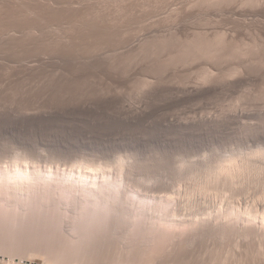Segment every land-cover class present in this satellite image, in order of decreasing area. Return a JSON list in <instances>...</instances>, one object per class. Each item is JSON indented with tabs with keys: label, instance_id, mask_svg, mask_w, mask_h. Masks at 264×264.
I'll return each instance as SVG.
<instances>
[{
	"label": "rangeland",
	"instance_id": "obj_1",
	"mask_svg": "<svg viewBox=\"0 0 264 264\" xmlns=\"http://www.w3.org/2000/svg\"><path fill=\"white\" fill-rule=\"evenodd\" d=\"M2 1L0 173H14L20 166L28 167L32 174L35 170L42 175L51 170L55 176L51 182L57 183L67 173L78 178L84 169L93 173L90 176H97L99 182L109 171L106 175L114 182L120 175L118 164L123 160V174L127 175L119 192L130 193L139 204L172 200L169 210H177L176 218L180 220L193 219V212L199 220L209 218L208 213L212 221L218 220L208 224L206 229L212 226L211 232L197 234L198 239V235L201 237L196 240L198 245L185 249L187 253L181 250L183 257L179 255L181 258L177 259L188 257L192 262H186L192 264L196 260L197 264H264V250L256 248L264 236V222L260 219L264 220V160L260 154L264 153V0ZM202 39L214 44L206 54L194 49L204 42ZM183 51L188 53L181 56ZM256 152L259 155L255 156ZM232 157L240 163L252 157L256 161L255 176L246 175L249 180L237 178L233 186L230 179L226 184L222 183L224 180L213 182L214 185L204 183L207 172ZM96 168H103V172L97 170L96 175ZM2 197L1 200L6 199ZM232 208L237 211L232 213ZM246 209L261 214L257 215L259 224L251 222L248 226L250 220L243 216ZM218 216L226 224L222 219L220 223ZM39 218L34 219L37 222ZM227 218H233L235 221H230L234 223L228 219L227 224ZM41 219L38 224L35 222L37 226L34 220L28 221V225L35 226L30 225L29 231L21 229L18 234L20 229L14 230V236L19 237H13L9 244H16L9 246L6 240L9 248L13 246L19 257L31 264H43V257L35 255L34 249L45 254L46 260L59 264L64 260L68 264L143 263L141 257L145 255L137 247L128 253L118 242H92L88 246L79 235L76 242L74 233H78L72 231L69 220L61 226L65 230L69 226L73 244L70 241L67 245L75 250L68 252L63 245L64 250L60 251L64 254L66 249L68 255L63 259L62 252H57L58 239L49 236L62 227H54L50 217ZM48 221L51 226H47ZM243 221L249 223L246 222L247 227ZM218 223L224 228L216 226ZM235 223L241 225L239 229L235 226L236 231L232 228ZM247 228L249 232L245 231ZM25 231L32 232L33 237ZM18 238L22 241L19 244ZM2 240L0 247L5 245ZM18 254L14 256L17 264ZM4 261L0 258V264H10ZM148 261L145 256L144 262Z\"/></svg>",
	"mask_w": 264,
	"mask_h": 264
},
{
	"label": "bare ground",
	"instance_id": "obj_2",
	"mask_svg": "<svg viewBox=\"0 0 264 264\" xmlns=\"http://www.w3.org/2000/svg\"><path fill=\"white\" fill-rule=\"evenodd\" d=\"M19 1V0H17ZM25 1V0H24ZM37 1V0H36ZM51 1V0H50ZM69 1V0H68ZM204 1V0H203ZM225 1V0H224ZM241 1V0H240ZM4 2V0L2 1ZM14 2V1H13ZM16 2V1H15ZM53 2V0H52ZM51 2V3H52ZM76 2V1H75ZM211 2V1H210ZM220 2V1H219ZM230 2V1H229ZM242 2V1H241ZM248 2V1H247ZM11 3V2H10ZM67 3V2H66ZM79 3V2H78ZM118 3V2H117ZM245 3V2H244ZM21 4V3H20ZM73 4V3H72ZM199 4V3H198ZM223 4V3H222ZM10 5V4H9ZM58 5V4H57ZM196 5V4H195ZM220 5V4H219ZM229 5V4H228ZM231 5V4H230ZM253 5V3H252ZM73 6V5H72ZM206 6V5H204ZM241 6V5H240ZM257 6V5H256ZM5 7V6H4ZM34 7V6H33ZM214 7V6H213ZM220 7V6H219ZM6 8V7H5ZM58 8V7H57ZM78 8V7H76ZM24 9V8H23ZM33 9V8H32ZM66 9V8H65ZM248 9V8H247ZM55 10V9H54ZM261 11V10H260ZM91 24V23H90ZM220 34V33H219ZM219 36V35H218ZM224 36V35H223ZM199 38V37H198ZM222 38V37H221ZM62 39V38H61ZM158 39V38H157ZM185 39V38H184ZM191 39V38H190ZM226 38H223L222 40H224ZM173 40V39H172ZM182 40V39H180ZM187 40V39H186ZM203 40V39H202ZM210 40V39H209ZM212 40V39H211ZM214 40V39H213ZM259 40V39H258ZM63 41V40H62ZM162 41V40H161ZM194 41V40H193ZM191 40V43L193 42ZM196 41V40H195ZM204 42H200L198 44H196V46L194 47V49L196 48V50L200 51V52H203V53H208L212 50V47L214 46V44H211L212 42H209V41H206L203 40ZM216 41V40H215ZM217 41H221V40H217ZM152 42V41H151ZM155 42V41H154ZM153 42V43H154ZM175 42V41H174ZM182 42V41H181ZM230 42V41H229ZM228 42V43H229ZM160 43V42H159ZM168 43V41H167ZM190 43V42H189ZM197 43V42H196ZM220 44L222 43L219 42ZM194 44V43H193ZM217 44V43H216ZM226 44V43H224ZM233 44V43H232ZM262 44V43H261ZM150 45V44H149ZM148 45V46H149ZM159 45V44H158ZM184 45V44H183ZM219 45V44H218ZM254 45V44H253ZM151 46H154L151 44ZM165 46V45H164ZM174 46V45H173ZM222 46V45H221ZM225 46V45H223ZM222 46V47H223ZM230 46V45H229ZM228 46V47H229ZM232 46V45H231ZM230 46V47H231ZM143 47V46H142ZM186 47V46H185ZM216 47V45H215ZM214 47V48H215ZM227 47V46H226ZM169 48V47H168ZM184 48V47H183ZM182 48V50H183ZM192 48V47H191ZM213 48V49H214ZM256 48V47H255ZM263 48V47H262ZM158 49V48H157ZM193 49V48H192ZM216 49V48H215ZM231 49V48H230ZM181 50V51H182ZM190 50V49H189ZM220 50V49H219ZM226 50V49H225ZM225 50L223 52H225ZM232 50V49H231ZM159 51V50H158ZM168 51V50H167ZM172 51V50H171ZM180 51V50H178ZM188 51V50H187ZM187 51H183L181 52V56H182V53H186ZM214 51V50H213ZM240 51V50H239ZM241 51H243L241 49ZM190 52V51H189ZM193 52V51H192ZM197 52V51H196ZM195 52V53H196ZM217 52V51H216ZM235 52V51H233ZM147 53V52H146ZM168 53V52H167ZM188 53V52H187ZM199 53V52H197ZM212 53V52H211ZM220 53V52H219ZM247 53V52H246ZM158 54V53H157ZM176 54V53H175ZM191 54V52H190ZM188 54V56L190 55ZM210 54V53H209ZM214 54V53H213ZM226 54V53H225ZM230 54V53H229ZM228 54V55H229ZM155 55V54H154ZM166 55V54H165ZM196 55V54H195ZM198 55V54H197ZM216 55V54H215ZM220 55V54H219ZM258 55V54H257ZM191 56V55H190ZM189 56V57H190ZM193 56V54H192ZM202 56V55H201ZM205 56V55H204ZM195 57V56H193ZM203 57V56H202ZM218 57V56H217ZM245 57V56H244ZM48 58V57H47ZM230 58V57H229ZM257 58V57H256ZM261 58V57H260ZM183 59V57H181V60ZM186 59V58H185ZM199 59V58H198ZM201 59V58H200ZM224 59V58H223ZM247 59V58H246ZM151 60V59H150ZM162 60V59H161ZM171 60V59H170ZM191 61V60H190ZM201 61V60H200ZM208 61V60H207ZM210 61V59H209ZM261 61V60H260ZM178 62V61H177ZM215 62V61H214ZM154 63V62H153ZM191 64V63H190ZM249 64V63H248ZM212 65V64H211ZM169 66V65H168ZM188 67V66H187ZM248 67V66H247ZM154 68V67H153ZM158 68V67H157ZM242 68V67H241ZM155 69V68H154ZM175 69V68H174ZM260 69V68H259ZM172 70V69H171ZM242 70V69H241ZM255 70V69H254ZM164 71V70H163ZM263 72V71H262ZM237 73V72H236ZM203 75V74H202ZM207 75V74H206ZM211 75V74H210ZM208 76V75H207ZM227 76V75H226ZM205 77V76H204ZM201 79V78H200ZM203 79V78H202ZM141 84V83H140ZM149 86V85H148ZM198 88V87H197ZM155 91V90H154ZM186 91V90H185ZM192 95V94H191ZM260 153V151H258ZM258 152H256V155H259L257 154ZM262 152V151H261ZM243 153V152H242ZM252 154V155H253ZM261 155H263V159L264 160V153H260ZM233 155V154H232ZM239 155V154H238ZM244 155V154H243ZM250 155V156H252ZM222 156V155H221ZM212 157V156H211ZM249 157V156H248ZM250 158V157H249ZM254 158V156H253ZM260 158V157H258ZM256 159V157H255ZM217 160V159H216ZM219 160V159H218ZM217 160V161H218ZM222 160V158H221ZM258 160V159H257ZM215 161V160H214ZM220 161V160H219ZM223 161V160H222ZM221 161V162H222ZM226 161V162H225ZM242 161V160H241ZM255 161V160H253ZM252 161V157H251V160L245 158L244 161H242V163H240V161L238 162L237 159H234L233 157L232 158H228V161L226 159H224V162L225 163H219L217 164V166L213 167V170L211 169L209 172H207L204 176L205 177V182L204 183H208L210 184L211 182L215 183L216 181H219L221 182L220 180H224L222 181V183L226 182L227 180H231V184L234 182L235 179H239V178H242L243 177L245 178L246 175H251L252 176H255L253 175L254 172H256V170L254 169L253 163ZM260 161V160H259ZM256 162V161H255ZM262 162V161H261ZM125 162L122 160L119 162L118 164V167H119V171H120V175L117 177L116 180H114V182L110 181L109 180V177L110 175H106V174H109V171L108 173H106L105 175L107 176V178L105 177V175L103 176L104 179L103 180H97V176L94 177V176H90V175H93V173L91 174L88 170L87 171H84V169L81 171V174L79 173V177L76 178L74 176V174L72 173H67L65 174L64 177V180L62 178V180H59L57 179V183H54V182H51L52 181V178L54 176V173L50 170L46 173H42L39 172V171H36L33 172L34 174L31 173V171L27 168H25L24 166L23 167H18V164H17V169L15 170L14 173H11V171H3L2 173H0V195L3 197H5L6 199H0V221L2 224H0V227L1 226H4L2 228V230H0V239L4 240V243L6 246H8L6 243L8 241V244L10 243V241H13L12 238L16 236L19 237V235H15V233H13V231L17 230L18 234L19 232L22 230H25L27 229L29 231V228H31L32 226L35 227L34 225L30 224L31 227H29L30 225L29 222L31 223V219L32 221L34 220V224H38L39 222V219H41V217L43 216H46V218L50 217L53 222L52 225H54V227L58 226V227H62V222H63V225L64 223L69 220L71 222L69 223H73L72 225L70 224V226H72V231L73 232H77L78 234L74 233V236L77 237V235L80 236V238L84 239L86 242H88L86 245L90 246V244H93L94 245H106L107 243L109 242H115L119 243V245L122 247L123 250H127V252L129 253V249L132 251L133 248L137 247L139 250H141V252H143L142 254H144L146 256V258H148V261L147 264H179V263H182L185 259V264H189L192 262V259L191 258H188L187 256H184V257H187V258H183V260L181 261L180 259H177V258H181L179 257L181 250L182 252H185L187 253L185 249H192V247L196 244L198 245V242H196V240L198 239L197 238V234H200L202 236L201 233L203 232H211V227L210 230L207 231V226L208 224L211 225L212 222H215V221H212L213 217L210 218L212 215L208 213V216L209 218H206L204 220H199L198 218H195V215L194 213L196 212H193L192 213V216H193V219L191 220H180V219H177L176 218V212L175 211H170V207L169 205H171L170 201L172 200H167V201H164L160 204H139L140 202L138 201V199H134L132 195H129L130 193L128 194H124V193H121V191L119 192L120 190V187L123 186V183L125 181V174L124 171L125 170ZM190 163V162H189ZM215 163V162H214ZM264 163V162H263ZM208 165V163H206ZM257 164V163H256ZM260 164V163H259ZM14 165V164H13ZM23 165V164H21ZM187 165V164H186ZM261 165V164H260ZM7 166V165H6ZM192 166V165H191ZM211 166V165H210ZM209 166V167H210ZM257 166V165H255ZM197 167V166H196ZM259 167V165L257 166ZM261 167V166H260ZM101 168V167H99ZM97 169L96 168V175H98L97 173V170L100 171L101 169ZM128 168V167H126ZM195 168V167H194ZM211 168V167H210ZM264 168V166H263ZM261 167V170L263 169ZM31 169V168H30ZM131 169V168H130ZM133 169V168H132ZM197 169V168H196ZM207 169V168H206ZM257 169V168H256ZM39 170V169H37ZM91 170V169H90ZM103 170V168H102ZM101 170V173L103 172ZM135 170V169H134ZM259 170V169H258ZM260 170V171H261ZM92 171V170H91ZM95 171V170H94ZM118 171V172H119ZM106 172V171H105ZM104 172V173H105ZM196 172V171H195ZM205 172V171H204ZM128 173V172H127ZM131 173V171L129 172ZM198 173V172H197ZM259 173V171H258ZM263 173V171H262ZM60 174V173H59ZM115 174V173H114ZM117 174V173H116ZM115 174V175H116ZM132 174V173H131ZM182 174V173H180ZM261 174V173H259ZM258 174V175H259ZM264 174V173H263ZM103 175V174H102ZM192 175V174H191ZM202 175V174H201ZM57 176V175H56ZM134 176V175H133ZM203 176V177H204ZM262 176V175H261ZM36 178V179H33ZM55 177V176H54ZM102 177V176H101ZM102 177V178H103ZM190 177V176H189ZM251 177V176H250ZM257 177V176H256ZM255 177V178H256ZM260 177V176H259ZM58 178V177H56ZM66 178V179H65ZM115 178V177H114ZM194 178V177H193ZM61 179V177H60ZM248 180L250 178H247ZM246 178L244 180H247ZM254 179V178H252ZM251 179V180H252ZM263 179V178H262ZM133 180V179H131ZM203 180V179H202ZM229 180V181H230ZM250 180V181H251ZM261 180V179H260ZM55 181V182H56ZM183 181V180H182ZM188 181V180H187ZM240 182L242 180H239ZM263 181V180H262ZM228 182V181H227ZM238 181L236 180V183ZM245 182V181H244ZM248 182V181H246ZM54 183V184H53ZM79 185H78V184ZM201 183V182H200ZM213 183V185H214ZM218 184V182H216ZM221 183V184H222ZM235 183V184H236ZM259 183V182H258ZM202 184V183H201ZM220 184V183H219ZM226 184V183H225ZM224 184V185H225ZM229 184V183H228ZM234 183L232 184L235 185ZM78 185V186H77ZM206 185V184H205ZM230 185V184H229ZM245 185V184H244ZM261 185V184H260ZM208 186H212V185H206ZM205 186V187H206ZM231 186V187H232ZM199 187V186H198ZM197 187V188H198ZM201 187V186H200ZM199 187V188H200ZM263 187V186H262ZM119 188V189H118ZM198 188V189H199ZM229 188V187H228ZM198 189H195V190H198ZM205 189V188H204ZM203 189V191H204ZM194 190V191H195ZM200 190V189H199ZM259 190V189H258ZM257 191V190H256ZM197 192V191H196ZM124 194V195H122ZM133 194V193H132ZM46 196H49V197H46ZM257 196V195H256ZM264 196V195H263ZM2 197V198H3ZM261 197V196H260ZM49 198V199H48ZM262 199V198H261ZM190 201V200H188ZM156 202V201H155ZM260 202V201H259ZM173 203V201H172ZM228 203V202H227ZM230 203V202H229ZM138 204V205H137ZM181 204V203H180ZM235 204V203H234ZM233 204V205H234ZM135 205H137L135 207ZM224 205V204H223ZM188 204H187V209H188ZM196 206V205H195ZM225 206V205H224ZM229 206V205H228ZM239 206V205H238ZM237 206V207H238ZM255 206V205H254ZM253 206V207H254ZM210 207V206H209ZM236 207V206H235ZM244 207V206H243ZM251 207V206H250ZM185 208V205L184 207ZM198 208V207H197ZM221 208V207H220ZM234 208V207H233ZM232 208V209H233ZM259 208V207H258ZM263 208V207H262ZM135 209V211L131 212V210ZM172 209V208H171ZM212 209V208H211ZM214 209V208H213ZM230 209V212L231 210ZM237 209V208H236ZM236 209H233L232 213H234V211ZM183 210V209H182ZM185 210V209H184ZM206 210V209H205ZM209 210V209H207ZM247 210V209H246ZM187 211V210H186ZM189 211V210H188ZM196 211V210H194ZM223 211V210H222ZM237 211V210H236ZM235 211V212H236ZM251 211V212H250ZM221 212V210H220ZM228 211V214L230 213ZM240 212V211H238ZM237 212V213H238ZM264 212V211H263ZM70 213V214H69ZM167 213V214H165ZM179 213V212H178ZM185 213V212H184ZM191 213V212H190ZM204 213V212H203ZM211 213V211H210ZM226 213V212H225ZM236 213V214H237ZM254 213V214H253ZM252 213V209L247 210V213L246 211L244 212V217L246 216V218L248 217L249 220H250V223L251 222H254V223H258L259 222V218L257 215H259L258 213H255L253 211ZM2 214V215H1ZM170 214V215H169ZM181 214V213H180ZM197 214V213H196ZM215 214V213H214ZM222 214V213H221ZM226 214V215H228ZM235 214V215H236ZM239 214V213H238ZM237 214V215H238ZM246 214V215H245ZM263 214V213H262ZM37 215V216H36ZM41 216L39 218V216ZM162 215V216H161ZM217 215V214H216ZM220 215V214H219ZM230 216L232 214H229ZM235 215H233L232 217H234ZM236 215V216H237ZM240 215V214H239ZM261 215V214H260ZM264 215V214H263ZM191 216V215H189ZM200 215L198 214V217ZM214 216V215H213ZM221 216H224V215H221ZM221 216H218L219 218ZM229 216V217H230ZM241 215V221H242V217ZM35 217H38L39 219L37 220L36 222V219H34ZM182 217V216H181ZM184 217V216H183ZM182 217V218H183ZM206 217V215H205ZM218 217H215L214 219L216 220V218L218 219ZM225 218L227 216H224ZM223 217V218H224ZM262 217V216H260ZM264 217V216H263ZM45 218V219H46ZM180 218V217H179ZM200 218V217H199ZM236 218V217H235ZM237 218H239V222H240V217L237 216ZM245 218V219H246ZM44 219V218H42ZM41 219V221H43ZM44 219V221H45ZM221 219L219 220V222L221 223ZM229 218H227L225 221L227 222ZM233 219V218H231ZM229 219V221L231 220ZM245 219H243L245 221ZM263 222V218H260ZM48 220V219H47ZM46 220V221H47ZM234 220V219H233ZM249 220L247 219V221L249 222ZM260 220V221H261ZM4 221V222H3ZM29 221V222H28ZM218 221V220H217ZM216 221V222H217ZM223 221V219H222ZM235 221V220H234ZM238 220H236V223H237ZM243 221V226H245L246 222ZM257 221V222H255ZM6 222V223H5ZM27 222V223H26ZM36 222V223H35ZM49 222V221H48ZM46 222V223H48ZM51 222V221H50ZM49 222V223H50ZM51 222V223H52ZM68 222V221H67ZM211 222V223H210ZM215 222V223H216ZM231 222V221H230ZM247 222V224H249ZM262 222V223H263ZM5 223V224H4ZM26 223V224H25ZM43 223V222H40V224ZM47 226H51V223L50 225ZM224 223V221H223ZM232 224L234 222H231ZM235 223V224H236ZM242 223V222H241ZM36 224V226H37ZM45 224V222H44ZM214 224V223H213ZM226 224V223H224ZM228 224V222H227ZM247 224H246V227H247ZM253 223H251L250 225L248 226H251ZM259 224V223H258ZM112 225V226H110ZM222 226H224L223 224H221ZM239 225V224H238ZM214 226V225H213ZM216 226H220L219 223L216 225ZM231 226V225H230ZM236 225H234V227H232L233 229L235 228ZM241 226V225H240ZM239 226V227H240ZM260 226V225H258ZM263 226V225H262ZM261 226V228H262ZM40 227V225H39ZM53 227V226H52ZM51 227V228H52ZM53 227V228H54ZM69 230V226H66ZM94 227L92 230H90V228ZM109 227H112L110 228V230L112 229V231L109 232ZM226 227H228V225H226ZM225 227V228H226ZM238 227V226H237ZM236 227V229H237ZM238 227V229H239ZM245 227V228H246ZM253 227H255V224L253 225ZM264 227V226H263ZM38 228V227H37ZM60 228H57V229H60ZM71 228V227H70ZM205 228V229H204ZM208 228V229H209ZM214 228H218V227H214ZM220 228H222L220 226ZM218 228V229H220ZM224 228V227H223ZM222 228V229H223ZM242 228V227H241ZM244 228V227H243ZM242 228V229H243ZM251 228V227H250ZM249 228V229H250ZM260 229V227H258ZM33 229V228H32ZM47 229V228H46ZM56 229V230H57ZM66 228L62 227L61 230L56 234V232L54 233L53 231H51L53 234L49 236H55L56 240L58 239V242H56L57 244L60 245V242L61 243V246L57 245L56 248H58L59 250L57 252L60 251V249L64 250L63 248V245L64 247L68 250V252H73L75 249L71 248V246L67 245L68 242L71 241V245L73 244L72 240L70 239V235H69V232L68 230H65ZM213 229V228H212ZM217 229V230H218ZM221 229V231H222ZM226 229H231L230 227L229 228H226ZM231 229V230H233ZM236 229H234V231H236ZM237 229V230H238ZM247 228V230L245 229V231L247 232L249 230ZM4 230V231H3ZM36 230V229H34ZM45 230V229H44ZM50 230V229H49ZM54 230V229H53ZM203 230V231H202ZM241 230V229H240ZM239 230V231H240ZM257 231V233L259 232L257 229H255ZM264 231V229H261ZM26 232L31 234L30 237L33 235V233L31 232ZM42 231V230H40ZM39 231V232H40ZM66 231L68 232L67 235L66 234ZM70 231V230H69ZM219 231V230H218ZM226 231V230H225ZM230 231V230H229ZM244 231V229H243ZM34 232V231H33ZM73 232H71L70 234H72ZM112 232V233H111ZM175 232H177L175 234ZM180 232V233H179ZM198 232V233H197ZM205 232V234H207ZM214 232V231H213ZM238 232V231H237ZM245 232V233H246ZM249 232V231H248ZM252 232V231H250ZM253 232H254V229H253ZM24 233V231H23ZM22 233V234H23ZM36 234V232H34ZM111 233V234H110ZM231 233V232H230ZM243 233V232H242ZM255 233V232H254ZM13 234V235H12ZM20 234V235H22ZM24 234V235H26ZM28 234V235H29ZM40 234V233H39ZM45 234V233H44ZM47 234V233H46ZM76 234V235H75ZM110 234V235H109ZM186 234V235H185ZM241 234V233H240ZM253 235V233H251ZM264 234V233H263ZM262 232H261V235H263ZM12 235V237H11ZM22 235V236H24ZM47 235V236H48ZM73 235V234H72ZM170 235V236H169ZM180 235V236H179ZM182 235H184V238ZM200 235H198L199 239L201 238ZM222 235V234H221ZM236 235V233H235ZM247 235V234H246ZM248 235L250 236V234L248 233ZM256 235V234H254ZM259 235V233H258ZM258 235H256L255 237H257ZM73 236V237H74ZM78 236V237H79ZM92 236L94 237L92 239ZM182 236V237H181ZM203 236H204V233H203ZM207 236V235H206ZM218 236V235H217ZM248 236V237H249ZM21 237V236H20ZM33 237V236H32ZM50 237V238H52ZM72 237V239H73ZM75 237V239H76ZM75 240L76 242L80 240V238H78ZM244 237V236H243ZM246 237V236H245ZM253 237V236H252ZM210 238V237H209ZM241 238V237H239ZM259 238H260V235H259ZM22 239V237H21ZM28 239V237H27ZM26 239V240H27ZM198 239V240H199ZM247 239V238H245ZM249 239V238H248ZM247 239V240H248ZM251 239V238H250ZM256 239V238H255ZM2 240V241H3ZM7 240V241H6ZM18 241V244H19V238L17 239ZM25 240V241H26ZM31 238L29 239L28 242H30ZM53 240V239H52ZM238 240V239H237ZM257 240H258V237H257ZM15 241V239H14ZM48 241V240H47ZM54 241V240H53ZM74 241V239H73ZM202 241V240H201ZM218 241V240H217ZM242 241V240H240ZM245 241V240H244ZM252 241V240H251ZM22 242V241H21ZM20 242V243H21ZM37 242V241H36ZM49 242V241H48ZM55 242V241H54ZM248 242V241H247ZM258 242V241H257ZM13 244L15 243L16 244V241L15 242H12ZM27 243V241H26ZM31 243H34V244H37L35 242H31ZM30 243V244H31ZM47 243V242H46ZM51 243V242H50ZM48 243V245L50 244ZM55 243V244H56ZM117 243V244H118ZM250 243V242H249ZM3 244V243H2ZM1 244V245H2ZM13 244H9V246L13 245ZM79 244V242L77 243ZM83 244V243H82ZM217 244V243H216ZM5 245L3 247H0V258H2L3 260H8V263H13V264H17V262L15 261V255H17L18 253L15 252V250H13V246L12 248L8 246L5 247ZM81 245V243H80ZM80 245H77V246H80ZM227 245V244H226ZM17 246V245H15ZM34 247V246H33ZM36 247V246H35ZM34 247V248H35ZM45 247H48V246H45ZM74 247V246H73ZM86 247V246H85ZM220 247V246H219ZM17 247H15L16 249ZM21 248V247H20ZM49 248V247H48ZM75 248H76V245H75ZM79 247H77L78 249ZM83 248V247H82ZM89 249V247H87ZM136 248V249H137ZM224 248V247H222ZM239 248V247H238ZM259 251H263L264 250V236L261 237V240L257 243V247ZM22 249V248H21ZM37 249V248H36ZM50 249V248H49ZM55 249V247H54ZM65 249V252H67ZM76 249V250H77ZM85 249V248H84ZM104 249V248H103ZM201 249V248H200ZM248 249V248H247ZM44 250V249H43ZM42 250V252H43ZM48 250V249H47ZM87 250V249H86ZM185 250V251H184ZM222 250V249H221ZM256 250V249H255ZM20 251V250H19ZM18 251V248H17V252ZM24 251V250H23ZM26 251V250H25ZM34 254L37 255V256H40V257H43V264H59V263H56V261L54 262H51L46 260L44 257H45V254L44 256L42 254H40V252L37 250H33ZM79 251V250H78ZM234 251V250H233ZM49 252V251H48ZM56 252V251H55ZM54 252V253H55ZM62 252V251H60ZM59 252V253H60ZM64 252L60 253L62 256H65V258L63 257V259H67L68 258V255H66ZM90 252V251H89ZM124 253H126L125 251H123ZM181 252V253H182ZM230 252V251H229ZM238 252V251H237ZM240 252V251H239ZM16 253V254H15ZM21 253V252H20ZM23 253V252H22ZM58 253V254H59ZM139 253V252H138ZM194 253V252H193ZM214 253V252H213ZM47 254V253H46ZM50 254V252H49ZM88 254V253H87ZM92 254V253H91ZM137 254V253H136ZM219 254V253H218ZM231 254V253H230ZM262 254L264 255V251L262 252ZM20 254H18V260L20 258V262L19 264H31L32 262H30V260H23V258L19 257ZM60 255V256H61ZM70 255V253H69ZM81 255V254H80ZM186 255V254H184ZM252 255V254H251ZM255 255H258L255 253ZM260 255V254H259ZM59 256V255H58ZM67 256V257H66ZM117 256V255H116ZM124 256V255H123ZM127 256V255H126ZM135 256V255H133ZM145 256H142L141 258L144 257L143 260H141V263L143 261V263L146 264V262H144L145 260ZM183 257V255H180ZM218 256V255H217ZM222 256V255H221ZM234 256V254H233ZM240 256V255H239ZM36 257V256H35ZM71 257H75V256H71ZM87 257V256H85ZM89 257V256H88ZM92 257V256H91ZM115 257V256H114ZM194 257V256H193ZM213 257V256H212ZM253 257V256H252ZM93 258V257H92ZM226 258V257H225ZM233 258V257H232ZM62 259V261H63ZM72 259V258H71ZM76 259V257H75ZM85 259V258H84ZM186 259H191L189 261V263H187ZM234 259H235V256H234ZM58 260L60 261L61 259L58 258ZM91 260V259H90ZM94 260V259H93ZM131 260V259H130ZM134 260V259H133ZM180 260V261H179ZM196 260V259H195ZM193 260V261H195ZM205 260V259H204ZM238 260V259H237ZM251 260V259H250ZM253 260V259H252ZM4 261V262H5ZM65 261V260H64ZM61 262V264H68L67 262ZM71 261V260H70ZM79 261V259H78ZM88 261V260H87ZM112 261V260H111ZM221 261V260H220ZM227 261H228V258H227ZM234 261V260H233ZM7 262V261H6ZM15 262V263H14ZM201 262V261H200ZM232 262V261H231ZM71 263V262H70ZM78 263V262H76ZM142 263V264H143ZM194 263V262H193ZM204 263V262H203ZM222 263V262H221ZM224 263V262H223ZM226 263V262H225ZM230 263V262H229ZM235 263V262H234ZM237 263V262H236ZM254 263V262H253ZM183 264V263H182ZM192 264V263H191ZM196 264H197V260H196ZM200 264V263H199ZM202 264V263H201ZM217 264V263H216ZM227 264V263H226Z\"/></svg>",
	"mask_w": 264,
	"mask_h": 264
}]
</instances>
